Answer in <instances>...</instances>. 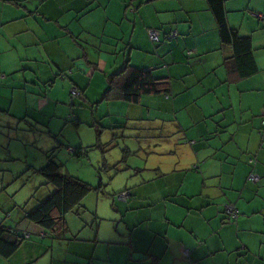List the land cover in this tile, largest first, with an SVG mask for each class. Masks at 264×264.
Here are the masks:
<instances>
[{
  "label": "crops",
  "instance_id": "crops-1",
  "mask_svg": "<svg viewBox=\"0 0 264 264\" xmlns=\"http://www.w3.org/2000/svg\"><path fill=\"white\" fill-rule=\"evenodd\" d=\"M263 6L224 2L226 24L249 39L256 67L240 77L204 0H0V101L8 103L0 110L9 113L18 92L31 108L35 90L23 84L37 86L35 80L51 86L57 106L75 88L84 100L97 99L96 111L122 130L143 121L152 126L162 136L152 150L163 157L139 185L145 191H129L135 198L125 206L122 240L96 246L103 240L95 213L88 225L75 224L78 232L93 229L85 239L70 217L54 238L19 216L27 229L8 228L23 240L0 264H264ZM149 29L159 42H149ZM125 65L148 72L167 91L137 103L101 100L107 77ZM225 204L237 210L236 220L226 217Z\"/></svg>",
  "mask_w": 264,
  "mask_h": 264
},
{
  "label": "rangeland",
  "instance_id": "rangeland-1",
  "mask_svg": "<svg viewBox=\"0 0 264 264\" xmlns=\"http://www.w3.org/2000/svg\"><path fill=\"white\" fill-rule=\"evenodd\" d=\"M44 69V66L40 68L38 75ZM88 75L90 73L87 78ZM54 81L52 90L56 92L61 80L55 76ZM35 84L37 86L23 84L27 89L32 87L35 90L28 98L31 108L26 109L24 95L18 92L20 99L15 93L10 112L0 110V224L7 228L10 224L16 225L22 211H30L52 191L37 170L45 164L46 152L53 150L60 174L74 177L91 187L80 202L86 211L80 207L77 217L74 213L65 216L74 221L71 229L78 232L75 224L88 225L91 214L95 213L99 230L97 238L103 240L96 246L122 240L124 223L128 219L125 206L129 198H135L129 196V191L144 192L152 169L162 163L159 150H152L162 136L145 121L129 123L132 125L122 130L121 122L102 116V108L96 111L97 99L86 101L79 96L71 100L66 94L62 106H57L48 95L51 86L37 80ZM6 105V101H0V106ZM79 148L83 149L80 156L72 154L71 150ZM142 183L146 184L140 187ZM121 192L128 193L124 202L117 199ZM115 217L117 220L121 218V222H115ZM27 225L17 223L19 229H27ZM92 234L93 229L84 227L80 228L78 237L85 239L93 237ZM96 251L100 253L99 248Z\"/></svg>",
  "mask_w": 264,
  "mask_h": 264
},
{
  "label": "trees",
  "instance_id": "trees-1",
  "mask_svg": "<svg viewBox=\"0 0 264 264\" xmlns=\"http://www.w3.org/2000/svg\"><path fill=\"white\" fill-rule=\"evenodd\" d=\"M204 1L216 23L220 43L232 49L231 60L237 74L240 77L253 74L256 67L251 56L249 39L239 37L226 24L223 6L227 0ZM262 15L264 16V6ZM166 91V87L154 81L148 72L125 65L118 72L107 77V88L101 100L137 103L143 95L163 94ZM82 151V148L71 150L75 156H80ZM45 158V164L37 172L52 187V191L30 211H22L21 216L22 220L36 225L43 231H48L49 236L55 238L65 232V216L68 213H77L81 200L91 191V187L74 177L60 174V165L54 161L53 150L46 152ZM22 240L23 235L12 228L0 225V257L8 258L13 255Z\"/></svg>",
  "mask_w": 264,
  "mask_h": 264
},
{
  "label": "built area",
  "instance_id": "built-area-1",
  "mask_svg": "<svg viewBox=\"0 0 264 264\" xmlns=\"http://www.w3.org/2000/svg\"><path fill=\"white\" fill-rule=\"evenodd\" d=\"M259 17L261 19H264L263 15H260ZM173 37H175V33H173V32L165 36V38H167V39L173 38ZM147 38H148L149 42H151V43L159 42V36H158V34H157V32L155 30L149 29L147 31ZM79 95H80L79 91L77 89H75V88H72L69 91V96L72 99L79 97ZM262 123L264 124V120L262 121ZM247 163L251 167L254 164V160L249 159L247 161ZM247 180L250 181L251 183H256L258 181V177L256 175H254L253 173H249L248 176H247ZM127 196H128L127 192H121V193L117 194V199L119 201L124 202L126 200ZM223 211H224V214L226 215V217L230 221L236 220L237 210L234 208V206H232L231 204H225L223 206ZM183 254H184V257L187 258L188 252L185 251ZM88 264H93V263L89 262ZM189 264H192V263L189 262Z\"/></svg>",
  "mask_w": 264,
  "mask_h": 264
}]
</instances>
